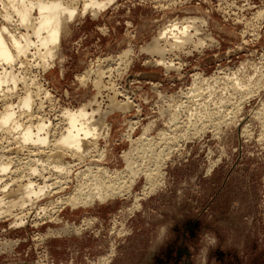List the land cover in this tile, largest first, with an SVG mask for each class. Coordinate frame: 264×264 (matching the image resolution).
Wrapping results in <instances>:
<instances>
[{
    "label": "rangeland",
    "instance_id": "obj_1",
    "mask_svg": "<svg viewBox=\"0 0 264 264\" xmlns=\"http://www.w3.org/2000/svg\"><path fill=\"white\" fill-rule=\"evenodd\" d=\"M172 1L168 5L165 0H116L99 17L79 15L63 29L51 68L44 69L32 55L34 51L30 52L33 57L29 54L27 59H21L27 62L26 67L19 61L14 65L16 73L27 82H19L12 99L0 97V113L5 103L18 106L26 87L34 92L42 87L34 109L26 114L21 111L24 117L17 111L19 108L16 111L22 121L31 116L34 123L40 117L49 121L54 133L51 140L67 128L62 119L66 109L75 111L85 105L89 113L97 110L95 119L100 118L105 127L98 151L89 154L91 159L88 155L79 162L81 158L77 156L60 152L62 157L58 152L56 156L61 158L54 161L69 163L71 176L38 166L37 160L47 157L42 154L46 146L40 153L28 146L29 150L34 148L36 160L0 129V164L10 163L7 172H0V197H9V193L13 197L18 190L13 179L24 178L21 182L27 184L25 178L36 166L40 171L48 169L43 174L50 178V184L62 179L57 193L43 196L33 210L23 211L24 225L21 221L14 224L13 216L0 219V264L36 263V243L31 241L36 229L25 226L39 225L35 212L41 205H54V210L62 211L61 215L74 223L66 230L64 223L51 219L56 224L38 229L49 254L37 261L44 260L46 264L49 255L54 264H62L58 258L61 251L56 249V254H51L48 241L64 236L96 240L87 246L92 250L70 256L65 264H264V0ZM194 18L196 23L190 33L195 37L190 38L191 43L186 41L189 44L184 42L183 48L172 50L162 41L166 46L164 54L149 51L165 27ZM203 18L206 25L201 23ZM17 21L15 17L11 26L0 17V27L24 33ZM209 35L212 43L198 39ZM172 43L169 41V45ZM170 99L184 110L171 132L190 125L189 113H195L191 115V126L196 132L202 133L214 123L220 131L211 127L204 135H188L174 146L172 154L157 152L145 134L151 129L154 136L167 127V117L161 109ZM202 100L221 107L223 120L208 103L202 106ZM200 105L202 109L197 113ZM173 112L178 118V112ZM129 152L136 167L158 163L159 171L149 176L148 185L142 172L130 189L123 187L128 191L106 203L96 202L76 210L55 204L75 191L74 173L87 166L122 172L120 178L127 180L131 173L124 155ZM52 177L58 179L54 182ZM33 181L44 183L38 176ZM151 183L156 184L151 187ZM2 205L6 209L7 205ZM21 212L14 208L13 213L19 217Z\"/></svg>",
    "mask_w": 264,
    "mask_h": 264
},
{
    "label": "bare ground",
    "instance_id": "obj_2",
    "mask_svg": "<svg viewBox=\"0 0 264 264\" xmlns=\"http://www.w3.org/2000/svg\"><path fill=\"white\" fill-rule=\"evenodd\" d=\"M115 1L116 0H84L80 3V0H0V17L4 20V22H7L10 24L13 21V19L16 17L18 19L17 22L19 23L18 27L25 30V32L22 33L20 31L17 32L8 26H4V25L2 26L1 25L2 27H0V94H1L0 97L7 99L10 96L12 99V95L14 94V96H15L14 91L17 89L19 82L24 81V84H25V82H27L26 79H24L25 77L20 78L21 77L20 74H17L16 73L17 71H15L14 65L18 61L20 62L19 65L24 64L25 62L24 61L22 62V60L27 59L29 57L28 55L30 54V52L34 51V53H32V55L34 57L36 56L35 58H37L41 61L42 65L44 66V69L51 68L53 66V61L56 57V52H57V50L61 44L63 29L66 28V26L70 22H73L79 15H81V17H85L87 15H90L93 18L99 17L102 14V12H104L110 5H113V3H115ZM170 1H172V0H170ZM170 1H168V2L170 3ZM165 2H166V0H165ZM168 2H166V3H168ZM169 3H168V5H169ZM158 5H159V3H158ZM196 19L198 20V18H196ZM188 20H190V19L188 18ZM188 20L185 22H181V23L172 22L169 26L165 27L161 32H159L160 36L157 38L158 40L156 39L157 41L149 48V51H151L152 54L154 53V54H158V55L160 54L161 55L163 52H166V48H165L166 46H168L172 50L174 48H179V47L183 48L184 42H186V41L189 42L191 40L190 39L191 37H195V36H192V34L190 32L192 30H194L193 29L194 27L192 25H194L196 23V20H195V18H194L195 21L194 20L188 21ZM201 23L205 24L206 20H204V18L201 19ZM11 26H13V25H11ZM15 28H16V26H15ZM195 35H198V33H196ZM198 39H203V40H205V42L206 41H209L211 43L213 42V38L210 35L207 37H201ZM172 40L174 43H172V45H169V41L172 42ZM162 41H163V43L166 44V46L161 44ZM203 42L204 41H200V44H202ZM189 43H191V42H189ZM189 43H187V44H189ZM171 49H169L170 52H171ZM32 55L30 54V56H32ZM23 57H25V58L22 59ZM162 60H164V57H162ZM21 62H22V64H21ZM159 63H163V61H160ZM165 63H167V61H165ZM25 64H27V62ZM22 67H26V65L25 66L22 65ZM95 73H97V72H95ZM5 87L7 88L6 89L7 92L4 91ZM37 89L40 90L39 87ZM42 89L43 88L41 87V90ZM41 90L40 91L36 90L37 92H34L30 88L26 87L24 95L22 97H20V101H19L18 106H15V105L10 104V103L9 104L5 103L4 107L2 106L4 108V112L0 113V129L6 135H10L12 137L11 141H13L15 144L17 143V145L19 144L21 149L26 150V149H28V146L29 147L33 146L40 153V152H42V151H40V149L43 150L42 148L46 146L47 148H45V149H47V151L44 150L45 152L44 151L42 152V154H44V156H47L46 158L43 157L44 159H38L37 160V158L35 157L36 154H34V151H35V150H33L34 148H32L30 150L28 149L26 151H28V153L32 154V155H30V157L34 156L33 158L34 159L36 158L38 163H40V165H38V166L51 169L54 172L59 173V175L66 174L67 176H71L70 174L72 171L71 170L72 166H70L69 163L63 164L61 162L60 163L55 162L54 160H56L55 159L57 157L56 155L59 154L60 152H62L63 154H66V155L68 154L67 156H69V155H72L75 157L77 156L78 159H80L81 157H84V158L87 157L89 154H94L92 152L94 150L98 151V149H99V139L103 135L102 131H103V127H105V124L102 121H99V119H100L99 117H98L99 118L98 120L95 119V115L99 111L93 110V111H91V113H89V111H87V109L84 108L85 105L82 108L75 110V111L66 109L62 112V119L66 122L65 125H67V128L65 129L64 133H62L64 130L61 132L62 135L59 134L61 136H59V137H57L58 135L53 136V138L54 137L55 138L53 140H51L52 134H54V133H52V131L50 129L51 123H49V121L47 123L46 121H43L42 119H40L41 118L40 117V118H37V120H39V121L34 123V121L31 120L32 116H31V118L25 119L27 117H30V114H28V116L24 118L26 121L23 120L24 121L23 122L21 120V118L24 117L22 115L23 113L26 114L29 111H31L32 109H34L33 107L36 105L35 102H37L36 99L39 98L38 94L40 92H42ZM44 94H45V92H44ZM94 99H96V98H94ZM4 102H5V100H4ZM112 103H113V101H112ZM39 104H41V102L38 103L37 105H39ZM113 104L117 105V102L113 103ZM113 104L111 106H113V108H114L115 105H113ZM88 106H90V105H88ZM16 107L19 108V109H17V111L20 110L19 112H21V111L23 112V113L21 112V115H22L21 118H19L18 112L16 111ZM115 108H116V106H115ZM115 108H114V110H115ZM117 108H118V106H117ZM88 109H90V108H88ZM39 110H40V108H39ZM90 110H92V109H90ZM123 110H124V108H123ZM38 113H40V112H38ZM33 114L34 113H32L31 115H33ZM170 116H171V122H173L177 118V113L173 112V113H171ZM106 128H107V126H106ZM217 129H219V128L217 127ZM60 131H61V129H60ZM219 131H220V129H219ZM216 133H217V131H216ZM3 140H4V138H3ZM8 143H9V141H8ZM16 148H18V147H16ZM25 150H23V151H25ZM20 151H22V150H20ZM62 153H60V155L62 157H64V155H62ZM38 155H40V154H38ZM60 155L57 157V159L59 157L61 158ZM97 156L99 157V155H97ZM124 156H125V159L127 162V169L131 173V176H128L127 180L122 181V179L120 178V175L122 174V172L109 171L107 168L100 167V166H97L95 168V170H93L92 169L93 167L91 168V167L87 166V168L84 167V168H86L85 170H81L77 173H74L76 175V178H77V184L74 185V188L75 187L76 188L75 189L73 188L75 191L72 194H70L68 197L65 196L66 198H64L62 196L61 200L59 199L57 201L55 199L57 201V202H55V204L56 205L59 204V205H64V206H70L72 208V210H76V209H79L80 207H83V208L91 207L96 202H99L101 204L106 203L107 201H109L110 199H112L114 197L123 195L125 193L124 191L127 190V189L124 190V188H129L132 185H134V183L136 182V179L139 177V174H142V172H143V175L146 176V180H147L146 184L148 185L149 176L151 174H153V171L158 170V167H159L158 163L154 162V164L152 165L153 167L152 166L151 167H149V166L145 167V165H144V167H143V165H139L140 167L139 166L136 167V166H134V164H136V161L134 162L135 158L132 157V154L130 152L125 153ZM88 157L90 158V155ZM91 157H93V156H91ZM103 157H104V154H103ZM100 158H102V157H100ZM29 159L31 160V158H29ZM25 160H27V159H25ZM36 160H35V162H36ZM52 161H54V162H52ZM81 161H82V158L79 160V162H81ZM82 162H84V161H82ZM8 163L7 164L6 163L0 164V172L1 173L4 174L5 172H7L9 170L10 166H8ZM22 166H23V164H22ZM141 166H142V168H141ZM43 168H42V171H43ZM138 168H140V169H138ZM40 169H41L40 167L37 168V166H36L35 168H33L30 171L31 172V174L29 173L30 175L27 174L29 176L28 178H25V179H27V184H25L26 182H24V183L21 182L24 180V178L21 179V181L13 179L14 180L13 183L15 185H17L18 190H17V192H15V195H13V197H12V195H10V193H9V195H7L9 197H6V195L3 197H0V219L13 216L16 219L14 224H16L17 221H21L20 224L24 225L25 223H23V221L25 219H24V217H22V216H24V215H22V213H24L23 211L25 209H28V210L32 209L33 210L35 208V206L37 205V202L40 201V199L43 196L48 197V195L55 194V193H57V189L61 188L62 184L60 181L62 179L60 181H57V182H60V185H59V184H57V182H55L58 178H56V180H55L52 177L55 183L50 184V181H51V180H49L50 178L48 179L44 176V174L46 173V170H48V169H46L43 172L40 171ZM158 174H161V173L159 172ZM0 175H2V174H0ZM59 175H56V176L59 177ZM34 176L40 177L42 180H44L43 181L44 183L43 184H41V183L37 184L38 181L36 179H34V181L36 180L37 183L34 182L33 181ZM48 177H50V176H48ZM16 179H19V178H16ZM47 179L49 180V183H48ZM13 180L11 179V181H13ZM68 180H69V178H68ZM0 181H2V179ZM63 181H64V179H63ZM67 181H65V182L67 183ZM4 184H3V186L5 187ZM12 184H11V187L13 188L14 185L12 186ZM124 184H129V185H127L128 187H126ZM155 184L156 183H154V184L151 183V185H149V186L154 187ZM11 187H10V189H12ZM65 187H64V189L67 188V187L66 188ZM5 191L8 192V190H5ZM11 191H14V190H9V192H11ZM15 191H16V188H15ZM4 204L7 205L6 209L1 207V205L5 206ZM47 205H49V203ZM51 205H52V203H51ZM41 206H43V205H41ZM41 206H38L39 207L38 211L35 212L38 216L37 218H39V217L40 218L50 217V220H49L50 223L49 224H52L54 222V220L59 221V223H65V224L67 223L65 227H66V230L68 229L70 221L67 220L64 215L60 214L58 216L57 214L59 211L56 212V210H54V207H55L54 205H52L53 207H50V208L48 206H44V207H41ZM57 207H59V206H57ZM14 208H20L22 210L21 217H19L20 214L18 215V214L13 213ZM57 210H58V208H57ZM53 212H55V213H53ZM52 213H53V215H57V216H53ZM51 219H54L53 222L51 221ZM54 223L56 224V222H54ZM65 231H63V232H65ZM66 232L68 233V231H66ZM64 234H66V233H64ZM29 264H46V263L44 260H39V261H36V263H29Z\"/></svg>",
    "mask_w": 264,
    "mask_h": 264
},
{
    "label": "built area",
    "instance_id": "obj_3",
    "mask_svg": "<svg viewBox=\"0 0 264 264\" xmlns=\"http://www.w3.org/2000/svg\"><path fill=\"white\" fill-rule=\"evenodd\" d=\"M214 101L217 102V100H214ZM169 102L170 103H168L167 105L162 106V109H161L162 115L164 117H167V121H166L167 127L165 129H162V130L158 131L156 133V135H154V136H152L151 129L149 130L148 133H146V130L144 132V133H146L145 135L148 137V140H149L148 142L151 143V147H154L157 152L163 153L164 156H165V154H172L174 146H176V144L178 142H180L181 140H184L185 138H187L188 135H190V134H195L196 136L204 135L207 132V130L209 128H211V127H213L215 130H218L217 128L214 127V125H215V123H214V124H212V126H209V128H206L202 133L201 132L200 133L196 132L194 130V128H192V126H191L192 125V122L194 120V117L191 118V115L193 116L195 113H193V114L191 113V115L189 113L188 117H187V115H186V117H187V121L190 120V125H187L181 131L171 132V129L173 127H177V124L180 121L181 116L183 115L184 110L182 109V106L174 105V104H177L174 99H170ZM204 102L208 103L209 108L212 109V107H213L214 108V111H216V112L219 113V116L218 117L222 119L223 112H222L221 107L215 106L214 103H213V101L209 103V101L207 102V101L202 100L200 104L203 106V103ZM169 105H171V106H169ZM201 105L199 106V109L198 110H195L197 113L201 111V109H202ZM164 108H167L168 111L167 112H163V109ZM173 110H175V111L178 112V118H177V120L175 122H171L170 113ZM227 117H230V116H227ZM232 119L234 120L233 117H230L229 120H232ZM226 121H224L223 124ZM149 128H151V126H149ZM172 134H173V136H171ZM53 213H55V212H53ZM53 213H52V215H53ZM61 213H62V211H59L58 214L57 213L56 214L59 216ZM57 215H53V216H57ZM37 219L40 222L38 226H33V225H30L29 226L28 225V226H25V227H26V229H28L29 227H35V229H36V231H32V233H31L32 234L31 241L36 243L34 245V249H35L36 253L38 254V256H37V260H38V258L44 259L45 258V254L48 253V251L45 249L46 240L43 239V238H41V235H43V234L38 229L40 227H43L45 225H48L50 223L49 222L50 217H42V218L39 217ZM71 225H74V223L73 224L72 223H69V226L68 227H70ZM46 262H47V264H54L53 263V260L50 258V255H49V258L46 259Z\"/></svg>",
    "mask_w": 264,
    "mask_h": 264
},
{
    "label": "crops",
    "instance_id": "obj_4",
    "mask_svg": "<svg viewBox=\"0 0 264 264\" xmlns=\"http://www.w3.org/2000/svg\"><path fill=\"white\" fill-rule=\"evenodd\" d=\"M68 219H70L68 217ZM71 220V219H70ZM74 221V220H73ZM96 242L95 239L88 236H64L62 238H54L48 241V248H50L51 254H56V249L60 250L58 258L62 264H65L70 256L71 258L81 251L92 250L87 246ZM54 256V255H53Z\"/></svg>",
    "mask_w": 264,
    "mask_h": 264
}]
</instances>
